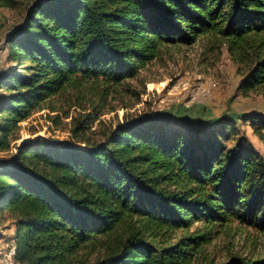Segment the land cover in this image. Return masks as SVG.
<instances>
[{
    "label": "trees",
    "instance_id": "16d2710c",
    "mask_svg": "<svg viewBox=\"0 0 264 264\" xmlns=\"http://www.w3.org/2000/svg\"><path fill=\"white\" fill-rule=\"evenodd\" d=\"M20 23L2 38L0 226L18 264H215L236 224L264 235V154L230 119L173 126L124 116L93 131L174 47L223 48L264 97V0H0ZM69 142H19L39 113ZM246 121L264 145V117ZM35 132L32 133L34 135ZM77 146H82L79 148ZM12 151H14L12 153ZM222 264H264L230 256Z\"/></svg>",
    "mask_w": 264,
    "mask_h": 264
},
{
    "label": "rangeland",
    "instance_id": "374dc122",
    "mask_svg": "<svg viewBox=\"0 0 264 264\" xmlns=\"http://www.w3.org/2000/svg\"><path fill=\"white\" fill-rule=\"evenodd\" d=\"M19 23L16 12L0 10V46L3 44L2 38L14 31ZM4 58L5 52L0 50V71L4 67ZM240 80L237 67L225 48L219 53H211L208 43L204 41L193 47L169 48L150 70L143 72L137 81L130 84L140 94L139 98L124 97L120 103H114L115 110L102 115L99 119L101 123H95L93 131L100 133L113 129L123 121L124 116L138 117L143 114L162 117L173 126L179 125V121L199 123L226 118L236 124L254 149L264 154V145L253 134V129L246 121L250 115L264 117V97L239 95L236 90ZM180 83H184L185 88L177 87ZM199 86L210 90L211 98L202 100L199 97L198 102L188 104L185 91L196 90ZM45 115V112L39 113L21 124L19 142L35 140L37 137L69 142L67 130L55 131L45 120ZM11 156V153H0V162H7ZM14 237V226L3 223L0 226V264H9L8 257L14 247ZM263 252V234L232 224L220 229L215 235L207 248V257L215 264H222L230 256L256 259Z\"/></svg>",
    "mask_w": 264,
    "mask_h": 264
},
{
    "label": "built area",
    "instance_id": "2783aa9c",
    "mask_svg": "<svg viewBox=\"0 0 264 264\" xmlns=\"http://www.w3.org/2000/svg\"><path fill=\"white\" fill-rule=\"evenodd\" d=\"M182 86V88H185V84L184 83H180L177 85V87ZM187 97H188V101L187 103H193V102H198L199 97H201L200 99L202 100H208L211 98V92L210 90H208L207 88H204L203 86H199L196 90L195 89H187L185 91ZM14 255H15V247L12 248L11 252L9 253V264H18L15 262L14 260Z\"/></svg>",
    "mask_w": 264,
    "mask_h": 264
}]
</instances>
